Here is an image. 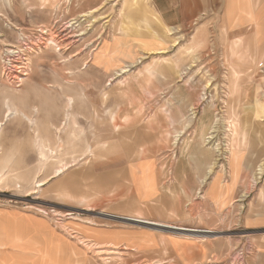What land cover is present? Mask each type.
Masks as SVG:
<instances>
[{
	"label": "rangeland",
	"instance_id": "rangeland-1",
	"mask_svg": "<svg viewBox=\"0 0 264 264\" xmlns=\"http://www.w3.org/2000/svg\"><path fill=\"white\" fill-rule=\"evenodd\" d=\"M122 2L0 0V120L4 96L17 108L0 129V154L9 160L0 181V264H264V122L252 111L264 110L252 95L260 81L257 98L264 100V60L241 82L231 63L233 38L215 15L191 18L167 43L156 42L162 52L149 53V33H122ZM196 29L201 43L187 52ZM127 85L132 90L123 93ZM68 109L81 131L71 140ZM97 115L102 142L93 147V171L104 193L91 203L75 192L57 197L63 184L80 188L79 173L91 166L83 165L90 158L83 134L92 141ZM237 117L249 143L241 148L231 136V154L243 167L240 173L232 165L237 174L229 176L223 143ZM35 129L46 147L35 144ZM208 135L220 146L213 153L203 144ZM138 159L154 164L158 194L131 192L126 168ZM105 213L218 232L190 238Z\"/></svg>",
	"mask_w": 264,
	"mask_h": 264
},
{
	"label": "crops",
	"instance_id": "crops-1",
	"mask_svg": "<svg viewBox=\"0 0 264 264\" xmlns=\"http://www.w3.org/2000/svg\"><path fill=\"white\" fill-rule=\"evenodd\" d=\"M142 1L144 2L143 10L139 8L140 0H123L119 10V18H121L119 21H121V29L123 30L122 33H125V37L130 32L137 34L142 32L149 33V37L145 39L152 40V44H154L146 49L149 53H158L157 51L164 50L156 42L162 41L167 43L166 41L171 36L172 31H176L178 26L188 22L191 18H200L202 22L205 15H215L217 22L221 24L222 33L225 36L228 34V36H232L233 38L229 41L231 43L230 55L234 57H232L233 60L237 59L232 60L231 63L234 65L235 70L240 71L241 82L245 84L246 82L244 81L250 80L248 76L251 78L252 72L262 65L261 62L264 60V0ZM153 26L159 28L161 34ZM198 32L199 29H196L195 33L191 36V41L189 40L190 45L186 47L187 52H192L195 47L200 45L201 40L198 37ZM121 36L124 37L123 35ZM119 60L123 61V58L120 57ZM261 84L260 81H256L253 85L255 91L252 95L258 102L264 101L257 98L258 88H262ZM127 89L129 91L132 90L127 85L124 86L122 92L125 93ZM262 91L264 95V90L262 89ZM129 94V96L132 95L131 92ZM252 111L254 112L253 117L257 120L258 124L264 122V110H261L256 105ZM95 159L83 163V165L91 164V166L89 165L85 172L79 173L77 180L80 183L81 189L77 185L73 186V183L63 184L54 190L56 196L65 197L75 192V194H79L77 196L81 201L86 199L85 201L91 203L97 198L98 194H103L104 192L100 187L103 184L93 171ZM147 161L138 159L129 162L127 165L126 182L133 194H158L162 189L158 184L153 169L155 168L154 164L151 160ZM150 164L153 168H151ZM77 187L82 194L77 192ZM81 196H85V198Z\"/></svg>",
	"mask_w": 264,
	"mask_h": 264
},
{
	"label": "bare ground",
	"instance_id": "bare-ground-1",
	"mask_svg": "<svg viewBox=\"0 0 264 264\" xmlns=\"http://www.w3.org/2000/svg\"><path fill=\"white\" fill-rule=\"evenodd\" d=\"M7 2L9 3L10 0H7ZM113 37H115V36H113ZM49 43L50 44L55 43V40L53 38H49ZM157 52H162V50L157 51ZM155 69L156 68L148 67L146 69V72H148L149 74H153ZM127 70H128V68H126L124 66V67L120 68L118 72L116 71V74L118 76V74L124 73ZM24 73L25 72H23V74ZM137 74H138V72H137ZM16 78H18V76ZM137 78H138V76H137ZM120 82H121L122 85H125V81L124 80H122ZM2 103H3V105H2V118L0 120V129H2V127H3L4 120L10 119L13 115L17 114V108L15 107L14 103L10 102L8 96H4L2 98ZM71 104H73V100H72L71 97H68V100L66 101L67 108L71 107ZM21 114L28 121L32 120V119H30V116L26 115L25 113H21ZM126 117H128V116H126ZM65 118H66V121L64 123L66 124V122H67L65 127L66 128L70 127L68 129V133L70 134L68 139L71 140L72 138H74L76 136V131H77L78 134L81 133V131L75 128L76 127L75 126L76 125V121L74 119V116L71 117V112H69V109L66 110ZM237 118H238L237 123H229L228 125H226L227 126V129H226V131H227V134H226L227 142H226V144L223 143L224 145L227 146V148L225 147L226 149H228L227 151L230 152L227 155V157H226L227 158V167L223 166L224 167L223 170H226V173H228L229 176H231L232 173L237 174V171L233 172V170H231V169H233L232 165H234V167H236L237 170L240 171V173H241L242 167H243V161L240 160L239 156L237 157V155H235V154L232 155L231 154V150L229 148L230 141H231V136H234V133L236 134V137H238V141H239L238 145L241 148L246 147V144L248 145V143H249V138H247L246 129H245L246 128V123L244 122V120L240 119L239 117H237ZM99 119H100V116H98V115H97V118L94 119V121H95V130L91 133V135L93 137L92 141H90V137L91 136L87 135V133L83 134V139H84V142H85L84 143L85 152H88V154L90 155V158H87L88 162L90 160H93L92 154H93L94 145H96L99 142H102L101 135H100V131L102 129V127L100 125L102 123L99 122L100 121ZM111 119L113 121L114 120V116H111ZM256 122H257V120H256ZM34 138H35V144H37L38 147L43 148V147H46L48 145L47 139L44 140V138L42 137V135H41V133H40V131L38 129L34 130ZM212 138H213L212 135L205 136L203 138V144H208V146H209L208 149L213 153L217 149V147H220V146L215 145V143H214L215 141L212 142ZM6 159H7L6 157H4V156H2L0 154V181L3 179L5 173H7V165H8V161L9 160H6ZM231 160L234 161L233 164H232ZM235 162H236V164H235ZM262 170H263L262 166H259L258 169H257L258 174H261ZM62 172H63V168H58V169L55 170L56 175H59ZM218 179H219V176L217 174L216 178L211 183V185H213V189H211L212 193H215L216 190H218V187H219ZM232 180H233V178H232ZM37 182L38 181H36L34 183H37ZM234 182H236V178H235ZM263 194H264V190L261 189L259 191V196H262ZM105 215L112 216V217H115V218H119V219H122V220H124L126 222L135 223L137 225H142V226H146L148 228L156 229L158 231L168 232L170 234H177V235H180V236H185V237H190V238H211V237L213 238V237H215L217 235V232H218V231H214L213 229H210V228H205L204 229V228L187 227V226L172 224V223H168V222H163V221H159V220H154V219H149V218L139 217V216H134V215H129V214H126V215H113V214L105 213Z\"/></svg>",
	"mask_w": 264,
	"mask_h": 264
}]
</instances>
